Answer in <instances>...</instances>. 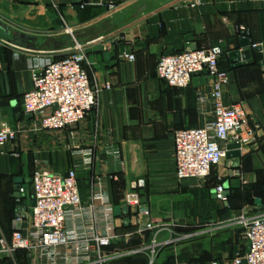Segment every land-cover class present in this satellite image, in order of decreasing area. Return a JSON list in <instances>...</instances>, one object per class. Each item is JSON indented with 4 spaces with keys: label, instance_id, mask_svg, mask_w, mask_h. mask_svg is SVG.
<instances>
[{
    "label": "crops",
    "instance_id": "1",
    "mask_svg": "<svg viewBox=\"0 0 264 264\" xmlns=\"http://www.w3.org/2000/svg\"><path fill=\"white\" fill-rule=\"evenodd\" d=\"M53 1L65 18L77 21V39L92 43L87 65L92 81L110 82L112 87L102 91L99 106L75 130H32L35 116L23 108L24 94L33 87L32 69L44 58L64 57L72 37L62 30L50 0H0V21L41 39L38 49H29L6 40L12 35L0 29V129L27 124L17 141L0 145V236L10 238L18 231L19 205L27 212L33 206L29 191L37 167L65 174L77 164L83 200L87 203L101 186L114 207L117 237L105 248L104 264H150L152 248L153 264H232L248 250L238 215L264 213V193H256L257 187L264 192V0H200L195 6L194 0H167L157 6L144 3L120 17L143 1L123 0L115 12L103 8L98 14L93 8L97 16L87 21L80 20L74 7L80 0ZM237 26L251 32L253 43L247 48L254 62L233 67L230 53L246 48ZM50 37L58 39L59 46L43 47ZM101 37L111 45L93 42ZM211 45L222 46L220 65L230 73L225 102L244 105L259 141L240 159H226L216 167V181L180 180L174 133L214 120L211 104L203 112L198 105L199 93L211 87L207 74L201 73L188 87L171 88L157 75V63L164 54ZM253 45L262 47L263 64ZM125 51L134 53L135 60L121 58ZM89 151L94 164L87 160ZM218 177L228 184L227 201L217 198ZM17 183L29 189L20 198L14 197ZM132 190L148 204L156 226L143 235L136 232L131 211L123 212L125 195ZM25 224L20 222L21 229ZM0 264H32V259L28 251L18 250L2 257Z\"/></svg>",
    "mask_w": 264,
    "mask_h": 264
},
{
    "label": "built area",
    "instance_id": "2",
    "mask_svg": "<svg viewBox=\"0 0 264 264\" xmlns=\"http://www.w3.org/2000/svg\"><path fill=\"white\" fill-rule=\"evenodd\" d=\"M50 1L65 22L60 5ZM122 1L80 0L74 7L93 6L115 12ZM200 2L194 0L192 5ZM66 33L73 35L74 29L68 27ZM93 42L110 44L111 40L101 37ZM90 44L73 37V44L64 57L44 58L32 69L33 87L25 92L23 103L25 113L35 116L32 130H75L99 106L102 91L112 87L110 82L92 81L87 70ZM223 56L221 45L188 46L182 52L164 54L158 60L157 75L167 86L185 88L196 75L206 73L211 87L208 93H199L198 105L203 112L211 104L214 120L202 127L179 129L174 133L176 175L180 180L206 181L227 159L229 144H238L243 154L259 141L258 130L250 122L244 105L225 102V88L231 78L220 65ZM121 58L134 61L135 54L125 51ZM25 128V122L16 128L3 125L0 145L17 141ZM86 154L88 162L94 164L96 158L92 151ZM93 179L97 186L100 185L98 176ZM31 186L35 190L36 204L20 218L26 223L21 230L14 231L10 238L0 236V260L4 256H14L18 250H26L31 255L32 264H104L108 259L105 248L112 245L117 234L114 207L101 186L86 203L80 194L77 164L65 174L37 167ZM27 191L28 187L20 189L22 195ZM225 191L222 177H218L216 195L221 201L228 200ZM123 206L129 207L139 235L156 227L150 207L138 191H129ZM236 221L244 228V238L250 250L238 254L231 263L243 264L246 260L247 264H264V213L250 216L247 211H242ZM156 243L154 236L153 244ZM155 255L156 249L152 248L150 264L154 263Z\"/></svg>",
    "mask_w": 264,
    "mask_h": 264
},
{
    "label": "water",
    "instance_id": "3",
    "mask_svg": "<svg viewBox=\"0 0 264 264\" xmlns=\"http://www.w3.org/2000/svg\"><path fill=\"white\" fill-rule=\"evenodd\" d=\"M167 0H143L142 2L128 8L127 10L121 12L118 16H124L125 14H129L131 13L133 10H135L136 8H138L140 5L144 4V3H149V4H154V6L163 4L164 2H166ZM0 29H2L7 35H12L11 38L6 37V40H8L9 42L12 43H18L21 46H24L25 48H29V49H38L37 47V41H40L41 39H39L36 36H32L29 35L27 33L15 30L11 27H9L6 23H4L3 21H0ZM237 33L240 34L242 36V40L241 43L243 46H245L246 48L243 50L237 49L233 52L230 53V60L233 63V67H239L243 64H250L254 61H252L250 59V49L247 48L248 46H250L253 42L251 41L250 37H251V32L250 31H244V30H240L239 26H237ZM72 37V44H73V37L75 39H77L78 34L74 32L73 35H71ZM78 40V39H77ZM55 47L59 46L60 41L56 38L50 37L48 39H46L45 41H43L42 46H50L53 45ZM72 46V45H71ZM195 48V47H193ZM253 51L256 53L257 58L259 59L260 64H263V53H262V47L261 46H256L253 47ZM239 145L238 144H229L227 146V159H240L242 157V153L241 151L238 149ZM20 189H21V184L17 183L14 186V190H15V194L14 197L20 198L22 197V195L20 194ZM30 195L32 196V205L35 206L36 204V200L34 197L35 194V190L34 187L31 186L30 188ZM225 195L227 197L230 196V191L228 189V184L226 185V191H225ZM123 212L124 214H129L130 209L127 206L123 207ZM27 213V207L25 206H21L19 205L17 208V213H16V218L17 221H15V230H20L21 229V225H20V218L25 217ZM126 222H128V218L126 219ZM250 247H248L247 252H249ZM243 264H247V261L244 260Z\"/></svg>",
    "mask_w": 264,
    "mask_h": 264
},
{
    "label": "trees",
    "instance_id": "4",
    "mask_svg": "<svg viewBox=\"0 0 264 264\" xmlns=\"http://www.w3.org/2000/svg\"><path fill=\"white\" fill-rule=\"evenodd\" d=\"M93 8H97V9H99V11H102L103 10V8L93 7V6H88V7L84 8V9H81L79 7H76V9L79 11V18H80V20L81 21H87V20H90V19L94 18L95 16H97V13L93 12ZM259 188L260 187H257L256 188V193L257 194L264 193L263 192V189L260 188L261 190H259Z\"/></svg>",
    "mask_w": 264,
    "mask_h": 264
},
{
    "label": "rangeland",
    "instance_id": "5",
    "mask_svg": "<svg viewBox=\"0 0 264 264\" xmlns=\"http://www.w3.org/2000/svg\"><path fill=\"white\" fill-rule=\"evenodd\" d=\"M104 12V11H103ZM98 14H100V13H102V11H99V12H97ZM139 13H141V12H139ZM57 19V16H53V21H55ZM65 19V22L64 21H62V24H63V31L64 32H66V29L68 28V27H71V28H76V27H74V25L73 24H75L77 21H75L74 19L72 20V19H69V18H64ZM99 19V18H98ZM95 21H97V20H95ZM43 27H47V25L49 26V24H41ZM45 29V28H44ZM39 30V31H45V30ZM51 32H54V31H52L51 30ZM216 171V170H215ZM215 171H213V173H212V175L210 176V178L209 179H207L206 181H202V182H206V183H208V181L210 182V181H214L215 180V177H214V174H215ZM216 181V180H215ZM218 182V181H217Z\"/></svg>",
    "mask_w": 264,
    "mask_h": 264
}]
</instances>
